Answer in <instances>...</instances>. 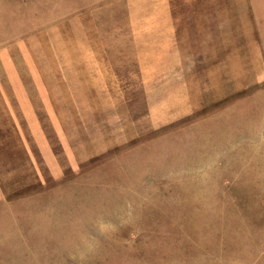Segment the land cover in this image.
Returning a JSON list of instances; mask_svg holds the SVG:
<instances>
[{"label":"rangeland","instance_id":"rangeland-1","mask_svg":"<svg viewBox=\"0 0 264 264\" xmlns=\"http://www.w3.org/2000/svg\"><path fill=\"white\" fill-rule=\"evenodd\" d=\"M0 264H264V0H0Z\"/></svg>","mask_w":264,"mask_h":264}]
</instances>
